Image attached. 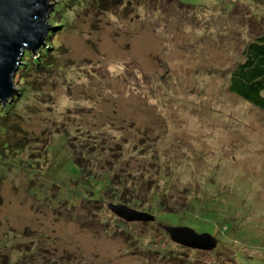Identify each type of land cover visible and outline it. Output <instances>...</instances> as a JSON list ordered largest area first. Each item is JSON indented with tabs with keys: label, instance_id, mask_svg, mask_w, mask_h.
Returning a JSON list of instances; mask_svg holds the SVG:
<instances>
[{
	"label": "rangeland",
	"instance_id": "1",
	"mask_svg": "<svg viewBox=\"0 0 264 264\" xmlns=\"http://www.w3.org/2000/svg\"><path fill=\"white\" fill-rule=\"evenodd\" d=\"M49 4L0 103V264H264V114L227 89L264 0Z\"/></svg>",
	"mask_w": 264,
	"mask_h": 264
},
{
	"label": "water",
	"instance_id": "2",
	"mask_svg": "<svg viewBox=\"0 0 264 264\" xmlns=\"http://www.w3.org/2000/svg\"><path fill=\"white\" fill-rule=\"evenodd\" d=\"M55 2V1H53ZM49 0H0V103L16 93L14 77L25 51L35 52L45 45L50 30ZM112 212L126 222L154 221V215L126 205L110 204ZM170 240L179 245L212 251L217 239L208 232H197L189 226H164Z\"/></svg>",
	"mask_w": 264,
	"mask_h": 264
},
{
	"label": "trees",
	"instance_id": "3",
	"mask_svg": "<svg viewBox=\"0 0 264 264\" xmlns=\"http://www.w3.org/2000/svg\"><path fill=\"white\" fill-rule=\"evenodd\" d=\"M227 89L264 114V33L246 44L242 59L230 72Z\"/></svg>",
	"mask_w": 264,
	"mask_h": 264
}]
</instances>
